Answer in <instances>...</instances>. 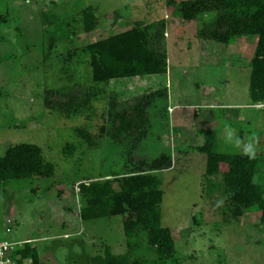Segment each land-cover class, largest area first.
<instances>
[{"label":"rangeland","instance_id":"374dc122","mask_svg":"<svg viewBox=\"0 0 264 264\" xmlns=\"http://www.w3.org/2000/svg\"><path fill=\"white\" fill-rule=\"evenodd\" d=\"M166 2L0 0V157L11 146L33 144L53 165L49 177L0 181V240L29 239L41 264H97L95 258H105L107 249L130 260H158L143 232L125 234L128 216L82 222L80 186L141 173L163 154L172 166L159 172V208L161 224L174 240L175 262L264 264L259 214L246 210L234 216L221 176L205 177L206 156L192 150L199 140L194 131L203 126L189 116L194 106L200 121L215 129L221 154H243L242 146L225 140L226 127L236 129L245 144L253 143L260 157L254 182L264 186V105L251 107L248 91L256 39L227 46L228 65L198 66L194 32L216 14L185 23ZM89 6L94 26L88 31L83 16ZM162 19L167 25L166 76L117 79L107 85L93 81L89 45L130 30L135 22ZM69 96L78 98L81 107L53 109ZM168 102L179 105L176 113L168 115L173 110ZM140 103H147L141 115L135 108ZM235 110L245 121L226 118ZM177 113L182 114L178 120ZM115 114L138 128L117 133Z\"/></svg>","mask_w":264,"mask_h":264},{"label":"trees","instance_id":"16d2710c","mask_svg":"<svg viewBox=\"0 0 264 264\" xmlns=\"http://www.w3.org/2000/svg\"><path fill=\"white\" fill-rule=\"evenodd\" d=\"M166 4L169 11L185 23L197 21L208 12L216 14L212 22L205 23L194 32L196 52L202 65L216 66L224 60L227 46L240 39H256L249 63V98L253 104H264V0H167ZM91 10L89 6L83 16L88 31L94 26ZM166 27L164 19L152 23L135 22L130 30L89 45L86 50L90 55L93 81L107 85L117 79L166 74L169 62L164 42ZM77 99L69 96L66 102L51 104L55 110L70 112L81 107ZM144 104L147 105L140 103L135 107L140 115ZM114 117L119 122L117 133L131 127L138 128L133 126L134 121L122 114ZM199 129L196 131L198 145L192 150L206 156L205 177L221 176L223 194L233 206L234 216L253 210L259 214L260 223L264 224V186L254 182L260 157L255 155L254 159H249L244 154H221L217 151L215 131L204 125ZM171 166L170 157L163 154L141 173L96 180L80 186V196L85 202L80 211L82 222L126 215L125 234L134 237L137 231L143 232L149 250L158 256L154 261L130 260L127 255H112L107 249L105 258H95L99 261L97 264H177L174 240L170 229L161 224L159 208L163 197L159 172ZM52 170L53 165L43 160L40 148L33 144L11 146L0 157L2 182L49 177ZM208 184L216 191L220 189L216 182L209 181ZM17 254L20 259L30 258L31 264H41L36 247L30 243H26Z\"/></svg>","mask_w":264,"mask_h":264},{"label":"built area","instance_id":"2783aa9c","mask_svg":"<svg viewBox=\"0 0 264 264\" xmlns=\"http://www.w3.org/2000/svg\"><path fill=\"white\" fill-rule=\"evenodd\" d=\"M11 230L6 229V233H10ZM30 240L26 241H11L8 239L0 240V264H27L25 259H20L17 252L23 248L26 243H30Z\"/></svg>","mask_w":264,"mask_h":264},{"label":"crops","instance_id":"0c3cea01","mask_svg":"<svg viewBox=\"0 0 264 264\" xmlns=\"http://www.w3.org/2000/svg\"><path fill=\"white\" fill-rule=\"evenodd\" d=\"M233 46V45H232ZM255 46H256V44H255ZM255 46H254V49H255ZM254 51V50H253ZM252 57V56H251ZM197 64H198V66H203V67H209L208 65H202L201 63H199V58H198V54H197ZM220 65H223V66H225V65H228L227 63H226V58H224V60L219 64V66ZM167 72H168V68H167ZM163 75H165L166 76V74H163ZM153 76H161V75H153ZM248 91H249V87H248ZM171 103L170 102H168V106L170 107V108H172L173 110H172V112H168V115H170L171 113H173V111L176 113V110H177V106H179V105H175V104H173V105H170ZM218 104V103H217ZM255 106L256 108H259V107H261V106H263L264 104H251V107L252 106ZM193 108V111H192V114L191 115H189L190 117H193V118H197V119H199L198 120V123L200 124V125H204V126H208V127H210V128H212L214 131H215V129L211 126V125H209V124H205L204 122H201L200 121V119L201 118H199V115L197 114V109L194 107V106H192ZM220 107L221 108H224V106H222V105H220ZM230 107V106H229ZM238 111V110H237ZM235 113V114H234ZM238 114V112H236V110L235 111H233V112H231V113H228V114H226V118L227 119H231V118H233V119H237V120H239V121H245V120H243V118L241 119V117H240V115H237ZM177 120H178V118L180 117V116H182V114L181 113H177ZM192 122V121H191ZM195 126L194 125V123L193 124H190V126ZM196 131L197 130H195L194 131V136H197V134H196ZM29 240V239H28Z\"/></svg>","mask_w":264,"mask_h":264},{"label":"clouds","instance_id":"9594fccd","mask_svg":"<svg viewBox=\"0 0 264 264\" xmlns=\"http://www.w3.org/2000/svg\"><path fill=\"white\" fill-rule=\"evenodd\" d=\"M225 140L229 143H234L237 147H243V154L247 155L249 159H254L256 155V148L253 143L245 144L243 139L238 135L237 130L231 127L225 128ZM219 203H223L220 201Z\"/></svg>","mask_w":264,"mask_h":264}]
</instances>
